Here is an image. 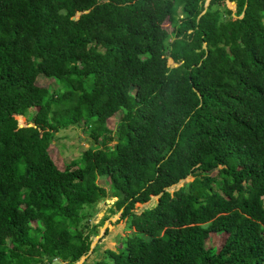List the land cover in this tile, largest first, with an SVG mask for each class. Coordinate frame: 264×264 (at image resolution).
<instances>
[{"label":"trees","instance_id":"trees-1","mask_svg":"<svg viewBox=\"0 0 264 264\" xmlns=\"http://www.w3.org/2000/svg\"><path fill=\"white\" fill-rule=\"evenodd\" d=\"M108 197L134 233L101 264H264V0H0V264L76 263Z\"/></svg>","mask_w":264,"mask_h":264},{"label":"rangeland","instance_id":"rangeland-1","mask_svg":"<svg viewBox=\"0 0 264 264\" xmlns=\"http://www.w3.org/2000/svg\"><path fill=\"white\" fill-rule=\"evenodd\" d=\"M235 6V5H234ZM233 6V7H234ZM223 16V14H222ZM166 28L170 30L168 24ZM36 84L48 88L50 91L58 87V83L44 75H39ZM34 109L28 110L27 114H33ZM28 116V115H27ZM121 112L115 113L107 120V127L114 130ZM94 144L90 137L88 129H84L81 125L71 124L67 127H62L54 134L48 147V152L55 165L63 170L66 165H69L73 160L78 159L82 153ZM208 174L215 176L216 170L210 171ZM193 176H188L180 180L175 185L167 188L169 192H173L178 188L190 182ZM96 182L104 187L108 194H110V181L107 175L98 176ZM115 198H105L97 203L94 213L91 214L88 221H84L85 231H90V239L92 243V251L83 256L77 264H101L102 260L110 262L105 255L106 249L117 250V243L119 240L125 238L134 229L129 227V217L120 218V212L113 205ZM158 201V196H152L146 203H136L133 211L140 213L146 208L154 206ZM33 226L35 223H31ZM226 238V233H211L206 241V247L212 249L220 248L221 244ZM52 264H62L58 261H53Z\"/></svg>","mask_w":264,"mask_h":264},{"label":"water","instance_id":"water-1","mask_svg":"<svg viewBox=\"0 0 264 264\" xmlns=\"http://www.w3.org/2000/svg\"><path fill=\"white\" fill-rule=\"evenodd\" d=\"M208 3H206L205 5H207ZM233 10H235V6L233 7ZM90 248L92 249V243H91V245H90ZM91 251V250H90ZM82 258V257H81ZM80 258V259H81ZM78 262V261H77ZM77 262L76 263H74V264H77Z\"/></svg>","mask_w":264,"mask_h":264}]
</instances>
